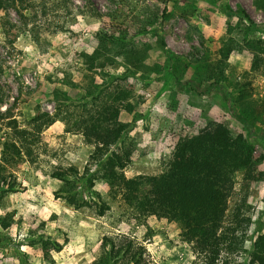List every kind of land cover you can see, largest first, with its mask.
Instances as JSON below:
<instances>
[{"label": "rangeland", "instance_id": "rangeland-1", "mask_svg": "<svg viewBox=\"0 0 264 264\" xmlns=\"http://www.w3.org/2000/svg\"><path fill=\"white\" fill-rule=\"evenodd\" d=\"M23 6V15L13 7L0 9V156L15 124L23 128L38 114L56 111L55 90L76 100L91 90L96 103L90 107L131 122L135 149L124 156L126 178L185 162L181 141L210 121L223 123L255 149L253 177L239 175L227 202L226 225L237 207L251 218L235 256L244 262L264 234V66L252 70L254 53L242 42L249 22L226 12L245 10L258 28L247 40L264 39V12L256 0H172L164 18L160 0H24ZM105 33L127 42L121 53L110 39L101 43ZM229 37L240 44L223 57ZM66 126L58 120L44 129L31 156L7 168L16 187L0 206V217L12 218L9 228L0 224V264H94L104 237L117 235L142 244L149 264H195L178 223L131 217L106 183L97 182L93 192L83 188L80 208L59 193L63 184L52 177L57 170H98L89 161L94 145ZM74 188L81 190L79 184ZM101 201L111 205L103 216L96 212ZM44 240L56 245L47 259Z\"/></svg>", "mask_w": 264, "mask_h": 264}, {"label": "trees", "instance_id": "trees-1", "mask_svg": "<svg viewBox=\"0 0 264 264\" xmlns=\"http://www.w3.org/2000/svg\"><path fill=\"white\" fill-rule=\"evenodd\" d=\"M160 1L164 7L158 11L164 18L172 0ZM23 3L24 0H0V9L13 7L23 15L26 9ZM256 4L264 12V0H256ZM226 15L249 22L242 42L250 45L254 53L252 70L261 71L264 66V39L247 40L253 31L258 30L257 26L243 9H229ZM153 16L156 18V14ZM109 39L110 43L121 47L119 53L127 45V42L121 44L120 37L107 33L101 38V43L107 44ZM238 44L240 42L235 37H229L223 43V57ZM97 53H103V50ZM223 61H218L215 67L221 66ZM91 94L92 91L88 90L83 98L76 100L66 92L55 90L56 111L53 114H38L23 128L18 124L13 126L14 134L4 143L0 156V206L5 195L16 187L13 174L7 168L20 164L24 155L31 156L32 145L41 132L62 120L66 122L67 132L81 133L87 143L94 145L89 161L98 167L92 172L87 167L83 174L75 166L53 173L52 177L63 184L59 193L75 207L80 208L85 203L79 201L83 188L93 192L97 182H104L109 186L110 197L123 200L131 217L156 216L178 223L182 239L192 245L195 264H264V234L252 243L244 262L235 258L243 250L246 231L251 223V218L244 215L243 207L234 210L232 223L226 225L227 202L236 194L238 176L250 179L254 174V145L243 134H231L223 123L210 121L200 133L181 141L179 146L181 153L187 157L185 162L179 164L176 161L160 174L126 178L124 156L135 149L130 137L132 124L90 107V104L94 106L96 103ZM71 105L80 108V111H71ZM75 184H79L81 190H75ZM110 209L111 205L105 201L96 203V212L100 216ZM11 223V215L0 217L4 229L9 228ZM50 246L56 247L50 240L43 241L46 259L50 257ZM123 261L149 264L146 248L129 236H105L101 256L94 264H120Z\"/></svg>", "mask_w": 264, "mask_h": 264}]
</instances>
